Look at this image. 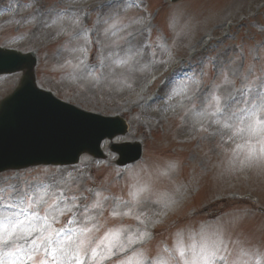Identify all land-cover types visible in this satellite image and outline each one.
<instances>
[{
  "label": "rangeland",
  "instance_id": "1",
  "mask_svg": "<svg viewBox=\"0 0 264 264\" xmlns=\"http://www.w3.org/2000/svg\"><path fill=\"white\" fill-rule=\"evenodd\" d=\"M0 47L37 53L42 88L90 112L124 115L131 126L124 141L145 148L124 182L120 172L114 182L112 174L101 179L107 170L89 158L50 178V172L39 178L29 172L0 175L3 207L18 211L14 194L54 175L69 179L56 190L64 215L57 214L55 226L95 225L92 246L105 236L101 251L113 245L103 264H175L177 233L185 250L193 244L221 249L226 259L217 264L264 260V168L227 163L234 155L243 159L249 142L259 148L258 133L236 129L247 127L246 110L264 92V0H0ZM123 59L127 65L117 67ZM80 60L105 71L96 80L83 78L74 67ZM185 68L188 75H169ZM22 77L0 78V101ZM213 93L245 123L230 120L225 129L214 109L194 117ZM110 159L108 168L114 167ZM95 176L96 194L102 195L84 199L82 181L91 185ZM65 216L69 222L62 221ZM85 264H93L90 253Z\"/></svg>",
  "mask_w": 264,
  "mask_h": 264
},
{
  "label": "snow or ice",
  "instance_id": "2",
  "mask_svg": "<svg viewBox=\"0 0 264 264\" xmlns=\"http://www.w3.org/2000/svg\"><path fill=\"white\" fill-rule=\"evenodd\" d=\"M115 26L112 24L110 27L114 28ZM67 63L72 64V61L68 60ZM115 63L117 67H123L127 65L128 59L117 60ZM74 67L83 74V78L91 77L94 80L99 79L105 71L100 67L89 68L83 60H80ZM117 67H113V73L117 71ZM180 91L183 89L181 88L174 95H179ZM258 99L260 100L258 105L253 104L250 109L246 110L247 119L250 121L247 127L237 128L236 131H247L250 136L258 133L261 137L257 142L259 148L257 149L249 142L244 158L240 159L234 155L228 161L229 167L237 164L243 167L256 162L264 168V119L259 118V113H264V92L259 94ZM209 109H214L212 115L222 114L225 129L231 127L227 123L230 120L238 119L241 124L245 123L244 119L232 111L230 106L222 108L219 97L215 93L207 99L203 111L194 112L193 115L199 119L207 115ZM215 123L221 124V119L218 117ZM175 167V164H169L170 170ZM62 183L64 182L58 180L54 175L48 183L40 180L32 186L31 191L18 192L20 198V203L16 206L18 211L12 209L10 212L5 211L0 214V261L2 264H85V258L89 256V253L93 264H103L105 259H109L114 254L112 244H108L101 251L105 240L108 239L107 236L95 243L94 247L92 246L94 243L92 232L95 225L72 229L55 226L57 214L64 215V208L57 200L56 191L59 190ZM96 195L102 194L97 193ZM170 203H174V201H170ZM97 206L98 203L92 205V207ZM69 211L71 210L69 209ZM93 219L92 216L86 217L88 221ZM120 247L123 248L122 245ZM164 251L167 253L168 249ZM173 251L178 253V258H174L175 264H180L181 260L183 264H217V260L224 262L226 259V256L220 255L221 249L215 247L201 246L198 248L193 244L185 250L182 246L181 233H177V247ZM157 264H171V262L160 260L157 261ZM229 264H234V262L229 261ZM248 264H253V262H248ZM254 264H264V260L257 258Z\"/></svg>",
  "mask_w": 264,
  "mask_h": 264
},
{
  "label": "water",
  "instance_id": "3",
  "mask_svg": "<svg viewBox=\"0 0 264 264\" xmlns=\"http://www.w3.org/2000/svg\"><path fill=\"white\" fill-rule=\"evenodd\" d=\"M7 53L8 52L0 50V59H1L0 61H2V62H0V74L3 73V72H5V73L11 72L10 69H12L14 66L19 71H21V70H23L25 68H28V71L25 74L26 76H25V78L23 80L22 86L24 87V89H26V88L27 89H29V88L37 89V86L35 85V78H34V75H33V68L36 65V60L32 56H25L24 57V56H22L20 54H16L15 52H13L12 54L16 55L15 57H13V56H11L10 54H7ZM8 58L10 60H8ZM48 97L50 98V96H48ZM31 99H32V101L34 103H37L38 101L42 100V98H40L38 96L37 97L33 96V98H31ZM2 111H3V106L1 107V110H0V121H1V123H0V132L3 130V128L6 125L14 123V118H15V116L12 113H9L8 111H3V112ZM72 117H73L72 120L75 123H77V126H75L74 129H73V135L75 137L81 135L83 132H87L89 130H93L94 125L92 126L90 123H87V122H80V120H79L80 118L78 116H76V115H73ZM84 138L86 139V141L89 144H92L94 142V140H95V137L92 136L91 132H87L84 135ZM31 139H32V135L29 134L28 137L26 138V140H27V142H30ZM79 155H80L79 151L76 150L75 156L78 158ZM140 155H141V148L138 147L137 151H136V155L133 157V161L138 160L140 158ZM24 158H26L23 161L24 165H27V164H29L31 162L30 157L28 158V156H24ZM71 163H73V162H71ZM21 167H24V166H21ZM16 168H18V167H16Z\"/></svg>",
  "mask_w": 264,
  "mask_h": 264
},
{
  "label": "clouds",
  "instance_id": "4",
  "mask_svg": "<svg viewBox=\"0 0 264 264\" xmlns=\"http://www.w3.org/2000/svg\"><path fill=\"white\" fill-rule=\"evenodd\" d=\"M227 163H229V162H227Z\"/></svg>",
  "mask_w": 264,
  "mask_h": 264
}]
</instances>
